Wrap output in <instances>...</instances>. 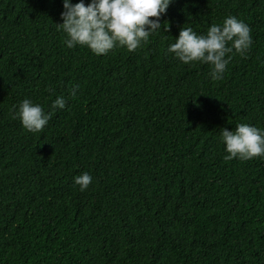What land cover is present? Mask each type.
Returning <instances> with one entry per match:
<instances>
[{
  "label": "trees",
  "instance_id": "1",
  "mask_svg": "<svg viewBox=\"0 0 264 264\" xmlns=\"http://www.w3.org/2000/svg\"><path fill=\"white\" fill-rule=\"evenodd\" d=\"M63 11L0 0V264H264V158L221 140L264 132V0H171L137 50L101 55L67 47ZM229 16L252 43L222 79L168 53ZM24 99L52 113L42 132L13 118Z\"/></svg>",
  "mask_w": 264,
  "mask_h": 264
},
{
  "label": "clouds",
  "instance_id": "2",
  "mask_svg": "<svg viewBox=\"0 0 264 264\" xmlns=\"http://www.w3.org/2000/svg\"><path fill=\"white\" fill-rule=\"evenodd\" d=\"M170 2L171 0H91L85 5L84 0L75 4L70 0H63V22L57 25L67 34L65 43L69 48L87 46L97 55L107 54L117 46L126 47L129 52H133L141 42L148 41L150 34L162 28L160 18L166 13ZM163 27L168 31V25ZM250 31L243 21L229 16L222 25H211L206 35H197L192 28H182L176 42L167 51L174 53L185 64L202 62L211 65L212 79L220 80L231 60L228 54L235 49V53L243 56L249 50L252 43ZM77 88L78 86L71 90L72 96L76 95ZM65 104L62 97H57L52 109H63ZM51 115V112L45 114L39 104L24 99L13 118L18 116L25 129L36 133L43 131ZM221 140L228 153L224 156L226 161L233 158H264V132L254 126L242 123L234 131L223 128ZM91 182L92 177L88 173L75 178V184L80 186L82 192Z\"/></svg>",
  "mask_w": 264,
  "mask_h": 264
}]
</instances>
